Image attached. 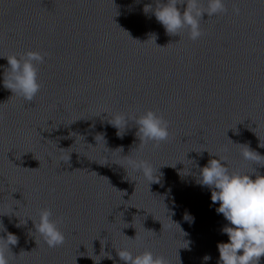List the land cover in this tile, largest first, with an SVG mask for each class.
I'll use <instances>...</instances> for the list:
<instances>
[{"label": "water", "instance_id": "obj_1", "mask_svg": "<svg viewBox=\"0 0 264 264\" xmlns=\"http://www.w3.org/2000/svg\"><path fill=\"white\" fill-rule=\"evenodd\" d=\"M224 2L193 41L145 13L157 0H0V237H18L10 264H95L102 247L112 259L99 264H124L125 247L168 264H218L228 222L200 169L224 157L230 170L264 175L241 155L247 146L264 156V0ZM29 50L46 54L32 102L3 86V56ZM147 110L169 124L159 148L139 145L134 121L122 138L109 123ZM129 159L149 161L159 183ZM43 208L63 218L58 248L29 219Z\"/></svg>", "mask_w": 264, "mask_h": 264}, {"label": "clouds", "instance_id": "obj_2", "mask_svg": "<svg viewBox=\"0 0 264 264\" xmlns=\"http://www.w3.org/2000/svg\"><path fill=\"white\" fill-rule=\"evenodd\" d=\"M178 4H186L183 12L177 7ZM144 11L145 13L154 11L156 20L162 24L169 36L181 37V33L187 30L189 39L196 41L204 34L201 28L203 15L207 13L209 18L214 17L227 12V8L224 0H206V6L202 0H167V3L157 0L154 10L151 5H145ZM239 11V8L233 7L236 15H239ZM45 56L46 54L31 50L19 55L3 56L8 62L3 77L4 88L10 90L13 95L32 102L41 89L37 66L45 63ZM2 118L0 115V119ZM129 120L138 126L136 136L140 141L139 145L151 143L153 148H159L162 143L168 141L170 136L168 122L162 115L152 110H147L138 118L134 115L126 117L123 114H116L109 123L118 129L117 135L122 138L120 128L122 126L126 128ZM259 146L264 148V144ZM241 155L245 161L264 166V163H261L264 156L247 146L243 148ZM128 164L133 171L141 173L149 185L159 183V180L154 178V169L149 161L129 159ZM253 175L255 179L252 178ZM198 183L212 190V203H219L216 212L222 214L228 222L222 229L228 236V242L217 245L218 264H260L261 258L264 257V175L255 170L251 173L230 170L227 160L218 157L210 159L208 164L200 169ZM38 216V222L29 217L34 224L35 233L49 248L62 246L65 235L58 224L63 222V218L52 219L53 212L50 208L40 209ZM17 244L18 237L15 234L7 233L6 238L0 237V264H10L7 253H12L10 246ZM116 252L124 264H168L165 257L155 256L150 250L134 255L125 247L116 249ZM99 256L112 259L110 253L103 251V247ZM100 259L93 261L99 264ZM203 259L208 261L211 256L205 255Z\"/></svg>", "mask_w": 264, "mask_h": 264}]
</instances>
